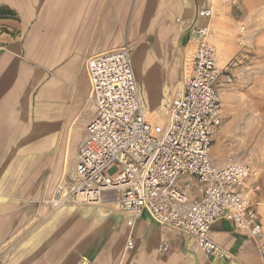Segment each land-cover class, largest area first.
Masks as SVG:
<instances>
[{"label": "crops", "instance_id": "obj_1", "mask_svg": "<svg viewBox=\"0 0 264 264\" xmlns=\"http://www.w3.org/2000/svg\"><path fill=\"white\" fill-rule=\"evenodd\" d=\"M1 3L14 9L23 32L0 46V264H264L258 243L225 218L210 227L211 239L226 250L220 258L195 249L188 235L145 211L136 218L118 211L113 199L52 212L44 201L73 172L92 115L86 59L127 45L141 100L155 111L184 77L189 35L177 20L191 22L196 8H210L212 16L196 22L208 25L216 63L234 77L231 87L226 75L219 78L222 124L210 158L217 166L246 163L256 172L241 188L264 231V135L253 124L259 109L242 99L253 89L238 87L259 77L250 47H264V39L253 38L264 32V0ZM244 157L249 162L239 161ZM186 181L199 195L195 177L180 179ZM128 237L134 246L126 250ZM164 244L167 250H159Z\"/></svg>", "mask_w": 264, "mask_h": 264}, {"label": "built area", "instance_id": "obj_2", "mask_svg": "<svg viewBox=\"0 0 264 264\" xmlns=\"http://www.w3.org/2000/svg\"><path fill=\"white\" fill-rule=\"evenodd\" d=\"M211 13L210 8H196L193 21L177 20L189 35L184 77L155 111H148L141 100L127 45L86 59L92 115L73 172L63 176L44 200L50 212L113 199L118 211L134 218L145 211L154 222L188 235L195 249L220 258L226 250L211 239L210 227L225 218L254 239L264 255V231L241 188L256 172L246 163L217 166L210 158L221 125L223 70L207 39L208 25L196 21ZM239 33L244 40L243 26ZM185 176L195 177L199 195L193 193L191 182L180 183ZM133 246L128 237L126 250ZM167 248L164 244L159 250Z\"/></svg>", "mask_w": 264, "mask_h": 264}, {"label": "rangeland", "instance_id": "obj_3", "mask_svg": "<svg viewBox=\"0 0 264 264\" xmlns=\"http://www.w3.org/2000/svg\"><path fill=\"white\" fill-rule=\"evenodd\" d=\"M261 19L264 21V14L262 15ZM22 32H23L22 23L19 20V17L14 11V9L1 3V0H0V46H2L7 41L20 37ZM257 37L259 38L258 39L259 41L261 39H264V32L253 33V38H257ZM239 41H240V45H244L246 42V37L242 41L239 39ZM260 45L264 46V44H260ZM251 50L252 52L250 53L252 55V58H254L253 64H254L255 69L259 70V77H257V75L255 76L253 75L252 77H249L248 79L241 80L238 87L241 90H244L246 88L253 89V91L250 93L249 96H244L242 97V99L246 101L247 104L257 107L259 109V112L256 114V117H254L253 119V124L254 126H256V129L258 130V135L260 134V136L262 137L264 135V47H261L255 50H253V48L250 47V51ZM222 74L226 75V84L230 87L233 86L234 77L231 76V81H227V76L230 73L223 70ZM256 89L258 90V92L256 91ZM261 93L263 94L262 96L260 95L257 96V94H261ZM88 110H89V113H91V108H88ZM220 128H221V125L218 128L216 134L214 135L213 141L215 139V136L219 133ZM245 158L246 157L241 158L239 161L249 162V160H245Z\"/></svg>", "mask_w": 264, "mask_h": 264}, {"label": "bare ground", "instance_id": "obj_4", "mask_svg": "<svg viewBox=\"0 0 264 264\" xmlns=\"http://www.w3.org/2000/svg\"><path fill=\"white\" fill-rule=\"evenodd\" d=\"M69 133V132H68Z\"/></svg>", "mask_w": 264, "mask_h": 264}]
</instances>
